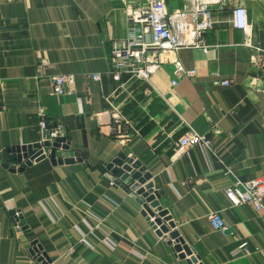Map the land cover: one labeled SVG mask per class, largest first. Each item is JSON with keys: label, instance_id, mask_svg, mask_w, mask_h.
I'll list each match as a JSON object with an SVG mask.
<instances>
[{"label": "crops", "instance_id": "0c3cea01", "mask_svg": "<svg viewBox=\"0 0 264 264\" xmlns=\"http://www.w3.org/2000/svg\"><path fill=\"white\" fill-rule=\"evenodd\" d=\"M165 2L170 10L187 3ZM237 5L252 22L253 8L264 19L259 1L221 0L203 35L210 50L177 53L194 77L173 85L168 60L150 83L130 79L118 90L108 70L110 41L127 36L123 0H0V264H42L31 253L35 241L50 264H193L170 243L173 230L199 264H264V210L233 206L225 192L236 178L264 179V33L256 26L257 48L246 44L232 22ZM70 73L74 92L55 94L51 75ZM222 79L233 83H215ZM113 107L133 128L99 124ZM43 116L70 142L58 155L83 161L55 165L47 157L11 170L22 162L8 150L40 142ZM189 130L210 137L214 152L197 145L177 156ZM122 153L161 190L176 225L169 232L160 235L143 214L144 197L105 177L102 165ZM11 207L21 212L18 225ZM214 211L226 234L213 228Z\"/></svg>", "mask_w": 264, "mask_h": 264}, {"label": "built area", "instance_id": "2783aa9c", "mask_svg": "<svg viewBox=\"0 0 264 264\" xmlns=\"http://www.w3.org/2000/svg\"><path fill=\"white\" fill-rule=\"evenodd\" d=\"M185 1L187 3L183 8L170 10L165 0H123L128 23L127 36L123 39L110 41L108 70L114 80L119 82L118 90L123 89L130 79L150 83L152 75L168 60L173 64V85H177L182 78H191L196 75V70L186 68L177 57V53L183 48H199L204 52L210 50L203 35L205 30L212 27V10L221 0ZM232 22L235 27L244 31L246 44L257 48L252 44L253 23L250 20L247 7L244 5L235 6L232 10ZM44 66L43 63L39 65L36 78L44 76ZM92 77L98 80L101 78V74L97 72ZM50 79L55 94L65 95L74 92L75 74H53ZM215 83L228 86L233 83V80L222 79L216 80ZM108 112L99 114L100 125L108 123L112 128H117L120 122L124 121L133 128L130 120L122 116L121 111L116 107L112 108L110 115ZM104 116L108 118L106 117L104 120ZM40 124L43 131L40 142L45 140L53 142L59 137H64L63 129L60 126L52 129L48 127L46 117H42ZM134 130L136 131L135 128ZM197 145L204 150L214 152L210 137L195 130H189L178 140L176 155L180 156L188 148ZM125 155L127 158H132L131 153H125ZM225 192L233 206L251 204L257 211L264 210L263 178L251 180L236 178L226 187ZM11 210L16 224H20V210L14 207H11ZM152 210L158 216V209L152 208ZM146 216L149 217L153 227L156 226L155 230L160 228L155 223L156 217L149 213ZM208 218L215 230L225 234L229 231L219 211L211 212ZM164 223L167 224V221ZM245 252H249V250L245 248ZM33 256L44 264L41 250L35 251Z\"/></svg>", "mask_w": 264, "mask_h": 264}, {"label": "water", "instance_id": "95a60500", "mask_svg": "<svg viewBox=\"0 0 264 264\" xmlns=\"http://www.w3.org/2000/svg\"><path fill=\"white\" fill-rule=\"evenodd\" d=\"M60 148L64 151L70 149V142L64 137H59L53 142L45 140L43 142L13 147L8 150L9 159L18 160L22 162V165L19 167L13 166L10 169L13 171H23L26 166H31L34 161L47 158V154L55 165L83 161L78 154L72 157L59 156L57 150ZM5 165L9 167V163H5ZM102 169L108 180L114 181L117 185H121V187L128 192L135 191L137 195L145 198V203H143V214L146 216L149 213L151 216L156 217L155 223L160 226V228L157 229L160 235L169 232V227L175 228L176 225L169 210L164 208L160 203L159 199L162 195L161 190L157 188L152 181H149L151 178L150 174L146 172V168L143 167L138 160L133 157L127 158V156L122 153L111 162L102 165ZM141 201L142 200L139 198V202ZM152 208L158 209V216ZM165 221H167L168 224L164 223ZM154 228H156V226H154ZM170 236V243H175L174 248L179 252L180 257L184 258L188 256V261L190 263L199 264L194 248L186 244L183 237L180 236L179 231H171ZM40 247L37 246V241H35L31 253L34 254L35 251L40 250ZM42 254L44 257L43 263H51V260L45 256V253L42 252Z\"/></svg>", "mask_w": 264, "mask_h": 264}, {"label": "rangeland", "instance_id": "374dc122", "mask_svg": "<svg viewBox=\"0 0 264 264\" xmlns=\"http://www.w3.org/2000/svg\"><path fill=\"white\" fill-rule=\"evenodd\" d=\"M257 1H259V4H260V6L264 9V0H251V2H252V4H253V6H255V3L257 2ZM253 30H255V27L257 26V27H262V29H261V31L264 33V31H263V27H264V19H262V18H259L258 16H260V15H258V13L256 12V10H254V8H253ZM263 36V35H262ZM260 50H262V49H260ZM58 153V152H57ZM47 157L49 158V156L47 155Z\"/></svg>", "mask_w": 264, "mask_h": 264}]
</instances>
